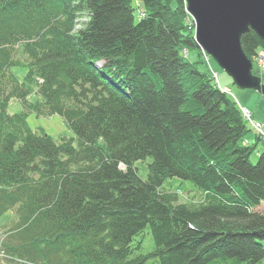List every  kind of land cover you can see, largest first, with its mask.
Returning a JSON list of instances; mask_svg holds the SVG:
<instances>
[{
	"label": "trees",
	"instance_id": "16d2710c",
	"mask_svg": "<svg viewBox=\"0 0 264 264\" xmlns=\"http://www.w3.org/2000/svg\"><path fill=\"white\" fill-rule=\"evenodd\" d=\"M141 4L137 18L134 0H0L7 264L264 259V150L251 160L261 138L245 143L252 130L237 101L183 53L199 49L186 1ZM241 42L250 58L264 48L253 29ZM14 98L23 111L9 112ZM30 113L61 115L75 137L32 130ZM148 157L143 179L137 162ZM173 177L200 199L181 201L166 186Z\"/></svg>",
	"mask_w": 264,
	"mask_h": 264
},
{
	"label": "rangeland",
	"instance_id": "374dc122",
	"mask_svg": "<svg viewBox=\"0 0 264 264\" xmlns=\"http://www.w3.org/2000/svg\"><path fill=\"white\" fill-rule=\"evenodd\" d=\"M134 4L136 7L135 14L137 18L143 17L146 14V11L141 6V0H134ZM190 17L191 25L189 26V30L193 32L195 38L196 24L193 17L191 15ZM197 46L199 49H183V53L185 54V56H189V58L194 62L201 61L199 65L200 69L210 73L213 76L214 81L217 83V85H219L223 89V91L227 92L234 100L237 101L248 126L252 130L249 134V138L245 141V143L251 144L252 142H256V135L261 138L257 142V147L251 156L252 162L257 163L259 155L264 150V132L263 130L260 131L256 127H254L250 119L258 123H262L264 126V95L258 90L239 87L235 83L234 79L219 66V64L210 54L200 48L198 44ZM250 59L253 63V75L261 78L262 83L264 84V48H258L256 56ZM12 71L20 80H24L27 73V69L24 67H15L12 69ZM38 100H40V95L36 92H32V94L29 96V101L36 102ZM246 108L249 110L248 115H246L243 110ZM23 110V103L19 99L14 98L11 100L9 105L10 113H19ZM27 121L32 130L37 131L39 133L44 131L45 133L51 135L56 139H58L62 135H65L68 138L75 137L73 130L65 122L64 118L59 114H54L51 116H37L35 113H30L28 115ZM150 160L151 158L148 157L146 160H140L137 162L139 174L143 179H147V163ZM166 186L170 189L178 190L179 195L181 197V201H191L192 198L196 201L200 199V193L196 192L195 190H191L194 189V186L190 181L182 180L178 177H173L166 182ZM259 210L264 211V203L260 205ZM12 217L13 215L10 212L0 218V240L3 239V237L5 236V232L11 227L12 224H6ZM153 249L154 239L152 237V234L146 233L143 238V245L141 250L143 253L148 254L152 252ZM154 260L155 259L152 258L149 259L147 264H158V262L154 263ZM0 264H7V261L5 259V252L1 249V247ZM259 264H264V259Z\"/></svg>",
	"mask_w": 264,
	"mask_h": 264
},
{
	"label": "water",
	"instance_id": "95a60500",
	"mask_svg": "<svg viewBox=\"0 0 264 264\" xmlns=\"http://www.w3.org/2000/svg\"><path fill=\"white\" fill-rule=\"evenodd\" d=\"M196 24L197 44L210 54L241 88L260 91L252 60L242 47V36L253 29L264 40V0H186Z\"/></svg>",
	"mask_w": 264,
	"mask_h": 264
},
{
	"label": "built area",
	"instance_id": "2783aa9c",
	"mask_svg": "<svg viewBox=\"0 0 264 264\" xmlns=\"http://www.w3.org/2000/svg\"><path fill=\"white\" fill-rule=\"evenodd\" d=\"M244 110V113L246 114V115H248L249 114V110L246 108V109H243ZM248 118H249V116H248ZM251 121H252V125L254 126V127H256L258 130H260V131H262L263 130V132H264V126H263V124L262 123H258V122H256V121H253L252 119H250Z\"/></svg>",
	"mask_w": 264,
	"mask_h": 264
},
{
	"label": "bare ground",
	"instance_id": "6f19581e",
	"mask_svg": "<svg viewBox=\"0 0 264 264\" xmlns=\"http://www.w3.org/2000/svg\"><path fill=\"white\" fill-rule=\"evenodd\" d=\"M120 166H121L122 169H125L126 168L125 167V164H123V163Z\"/></svg>",
	"mask_w": 264,
	"mask_h": 264
}]
</instances>
